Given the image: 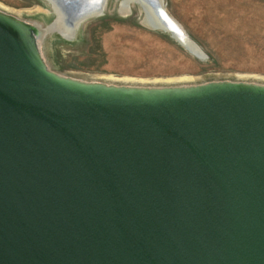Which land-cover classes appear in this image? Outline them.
<instances>
[{"label": "water", "instance_id": "1", "mask_svg": "<svg viewBox=\"0 0 264 264\" xmlns=\"http://www.w3.org/2000/svg\"><path fill=\"white\" fill-rule=\"evenodd\" d=\"M133 1L205 55L163 0ZM34 25L0 9V264H264V83L81 79Z\"/></svg>", "mask_w": 264, "mask_h": 264}, {"label": "rangeland", "instance_id": "2", "mask_svg": "<svg viewBox=\"0 0 264 264\" xmlns=\"http://www.w3.org/2000/svg\"><path fill=\"white\" fill-rule=\"evenodd\" d=\"M163 1L205 55L150 26L135 1L124 10L120 0H106L103 11L83 20L70 37L54 30L48 0H0V9L44 29L52 25L40 40L46 63L81 79L150 86L221 79L264 83V0Z\"/></svg>", "mask_w": 264, "mask_h": 264}, {"label": "bare ground", "instance_id": "3", "mask_svg": "<svg viewBox=\"0 0 264 264\" xmlns=\"http://www.w3.org/2000/svg\"><path fill=\"white\" fill-rule=\"evenodd\" d=\"M59 1L62 2V0H59ZM64 1L68 3V8L70 7L68 9V11L66 9H64L63 7H62L63 10H62L60 8V5L57 3V1L56 0H52V3L54 5L55 9L58 12V17H57L58 22L54 23L53 26L55 28L59 29L63 34L69 35L73 31V23H74V25H76L77 19L80 18L79 16L81 14L87 13V12L92 11V10H95V8H93V6H90L89 7V5L90 4H93V2H96V1L95 0H85V2H87V3L86 4H82L81 7H79V8H77L76 7L77 5H75L77 3H80L79 0H64ZM145 1H147V0H145ZM153 1L154 0H152V2ZM55 2H56V4H55ZM69 2H70V4H69ZM147 2L149 3V1H147ZM73 4H74V9L71 8L73 6ZM150 5H151V3L145 4V8L149 10L150 9ZM120 7L125 10L126 9L125 8L126 7L125 3L120 4ZM150 21H152V22L155 23V19L152 18V17H150ZM37 25H34V28L37 31V34H36V37L35 38H36V42H37L38 46L40 47V43H41L40 40H41V37H42L43 33H45L46 31H48V29L51 30L52 25H51V28H50V26H47L48 29L42 28V26H40L39 24H37ZM182 28H184V27H182ZM40 50H41V48H40Z\"/></svg>", "mask_w": 264, "mask_h": 264}]
</instances>
